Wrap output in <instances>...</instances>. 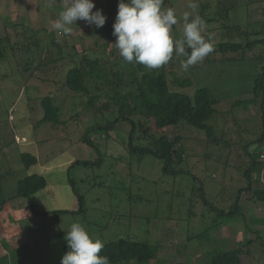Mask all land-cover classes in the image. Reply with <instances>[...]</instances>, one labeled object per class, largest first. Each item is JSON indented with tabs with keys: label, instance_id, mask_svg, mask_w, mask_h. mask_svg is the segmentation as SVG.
Segmentation results:
<instances>
[{
	"label": "rangeland",
	"instance_id": "1",
	"mask_svg": "<svg viewBox=\"0 0 264 264\" xmlns=\"http://www.w3.org/2000/svg\"><path fill=\"white\" fill-rule=\"evenodd\" d=\"M189 2L165 0L164 6L177 14L176 38L182 35L183 13L192 11ZM118 3L95 0L96 10L104 9L105 25L93 29L83 21L84 27L71 34L51 30L42 35L18 25L6 30L0 26L1 206L17 195L19 182L27 177L47 180L46 188L32 197L36 213L22 214L26 224L18 227L13 218L17 212L10 206L0 213V245H7L11 264H57L61 250L48 238L65 237L70 225L79 222L104 244L123 238L158 246L161 264H211L213 253L229 251H237L244 264H264V203L255 197L264 189V171L258 164L250 174V190L246 176L252 164L248 153L257 156L260 151L254 142L262 134L261 106L254 92L264 74V47L227 54L217 49L224 42L246 44L264 38V0H197L194 15L206 21L214 51L187 72L180 67L184 57L159 68L171 91L192 97L196 90L208 88L218 100V113L208 122L215 139L185 122L163 130L170 140L179 138V152L169 167L174 173L164 171L163 159L132 154L130 124L114 123L119 107L111 96L120 87L124 93L138 89L132 63L113 45ZM83 58L100 60L113 81L89 79L87 97L63 88L65 73L72 64L80 67ZM48 97L58 110L45 120ZM252 99L258 102L235 105ZM109 122L114 124L106 126L112 125L107 133L99 126ZM142 129L135 135L136 146H151L160 137ZM23 153L36 156L38 163L26 168ZM77 195L83 212H78ZM59 211L74 213L49 214Z\"/></svg>",
	"mask_w": 264,
	"mask_h": 264
},
{
	"label": "trees",
	"instance_id": "2",
	"mask_svg": "<svg viewBox=\"0 0 264 264\" xmlns=\"http://www.w3.org/2000/svg\"><path fill=\"white\" fill-rule=\"evenodd\" d=\"M236 30H240V28H236ZM250 34L251 33L249 32H242V35L246 37ZM53 43L58 45V42L53 41ZM258 46L264 47V38L255 41H248L246 44L224 42L219 44L217 49L219 52L227 54L230 52L237 53L245 48L254 49ZM60 48L62 47H59V52L63 53V50ZM3 57L4 50L1 41L0 59H3ZM55 61L57 62L59 60ZM132 66L135 74L138 75V89L137 92L130 91L124 93L122 91V87L119 85V90L111 96V98L113 97L114 103L119 107V116L116 118L114 123L124 121L130 124L131 131L129 134L128 145L132 154L136 155L139 159H144L146 156L163 159L165 162L164 171L166 173H174L170 171L169 167L174 156H176L179 152V149H177L179 138L170 140L163 134V130L167 127L177 126L181 122H185L189 126L204 131L210 140L215 139V129L208 122L218 113V109L216 108L218 100L213 97L212 92L208 88H200L196 90L192 97L184 95L180 92L171 91L167 75L163 69L152 70L146 68L142 64L136 63H132ZM70 67L71 68H69V70L65 73L63 88L73 94L86 97L89 96L90 91L87 83L89 79L102 80L108 84L113 83V81L107 79V77L110 76V72L106 71L105 65L102 64L100 60L83 58L80 67L75 64H72ZM111 75L116 79L118 78L116 73H111ZM260 91L261 93H259ZM254 94L256 97H260L261 106L262 134L254 142L258 147L264 143V74L256 80ZM257 100L258 99H252L248 102L238 101L235 105L248 106L250 103H257ZM44 101H49L46 105H44L46 112L45 120H48L49 113L52 110L58 109L53 108L50 103V97L46 98ZM89 101L91 102L92 99ZM135 117L140 118L135 120ZM114 123L109 122L108 124L99 127L101 129H105L108 133L110 129L106 128V126L109 124L113 125ZM145 125L147 129L145 128L143 130L142 128ZM138 129H142V132L145 134L147 133V130L154 131L155 133L160 134V137L158 139L156 138L157 140L153 139L151 146H136L135 135ZM86 143L98 150L93 142L86 140ZM248 155L252 159V164L246 175L249 181L247 189L250 190L252 189L250 174L254 172L256 167L259 165H261L260 171H264V163L258 160L259 152L257 153V156L249 153ZM22 161L24 162L26 168H30L38 163L37 157L28 153L22 154ZM78 163V161L73 163L71 168ZM46 186L47 180L43 176L33 175L27 177L19 182L17 195L15 197L28 199L31 208L34 210L32 197L36 193L45 189ZM77 196L80 203V210L78 212H83L84 209L82 206V200L79 195ZM255 197L259 202L264 203V189L256 191ZM63 213L74 212L59 211L50 212L49 214ZM233 213V211L230 212V214ZM48 242L49 244L57 245L61 250L62 256L69 250L63 235L51 236L48 238ZM158 250V246L152 245L149 242L132 241L130 239L122 238L117 241L104 244L100 255L107 256L110 264H129L131 262H136L138 264H151L152 262H157L158 264H161L162 262L158 259ZM8 258L9 257L7 256L6 258L0 259V263L4 262L6 264H11ZM211 260V264L241 263V258L237 251L215 252L211 255ZM60 262L61 260L57 264H60Z\"/></svg>",
	"mask_w": 264,
	"mask_h": 264
},
{
	"label": "clouds",
	"instance_id": "3",
	"mask_svg": "<svg viewBox=\"0 0 264 264\" xmlns=\"http://www.w3.org/2000/svg\"><path fill=\"white\" fill-rule=\"evenodd\" d=\"M164 5L165 0H119L113 45L125 62L152 70L168 65L175 57H184L180 67L187 72L214 51L211 34L206 35V21L194 15L197 0H190L188 7L192 11L183 13L182 35L176 38L173 35L178 24L176 11ZM94 8L93 0H65L51 27L58 33H70V26L80 20L89 27L101 28L107 17L102 10L93 11ZM65 240L69 250L60 264H110L107 256L100 255L104 243L92 238L83 224L73 222Z\"/></svg>",
	"mask_w": 264,
	"mask_h": 264
},
{
	"label": "crops",
	"instance_id": "4",
	"mask_svg": "<svg viewBox=\"0 0 264 264\" xmlns=\"http://www.w3.org/2000/svg\"><path fill=\"white\" fill-rule=\"evenodd\" d=\"M64 3L65 0H0V26H2V29L6 30L9 27L12 28L13 26L18 25L24 30H33L34 32L41 33L42 35L45 34V32L46 34L53 32L54 29H52L51 24L55 19H57L59 12L63 10ZM93 3L95 4V0H93ZM93 10L96 11V8ZM74 26H70L72 31L77 28L82 29L84 27L83 21L78 20ZM93 29H95V27ZM58 34L63 35V33ZM1 189L0 185V196L2 195ZM9 206L17 212L13 218L18 219V225H20L18 227L26 224L27 218L25 219L22 214H27L28 216L29 211H31V215L36 213L31 208L28 200H24L19 197L16 198L15 196L8 200L7 203L4 201L2 206L0 204V213L3 214L5 208ZM13 239H15V236ZM6 246L7 245H0V255L2 257L0 259L6 258L9 255V251ZM240 258V264H244L245 261L243 260V257L240 256Z\"/></svg>",
	"mask_w": 264,
	"mask_h": 264
},
{
	"label": "built area",
	"instance_id": "5",
	"mask_svg": "<svg viewBox=\"0 0 264 264\" xmlns=\"http://www.w3.org/2000/svg\"><path fill=\"white\" fill-rule=\"evenodd\" d=\"M61 34V33H60ZM260 162L264 163V143L260 146L259 159Z\"/></svg>",
	"mask_w": 264,
	"mask_h": 264
},
{
	"label": "water",
	"instance_id": "6",
	"mask_svg": "<svg viewBox=\"0 0 264 264\" xmlns=\"http://www.w3.org/2000/svg\"><path fill=\"white\" fill-rule=\"evenodd\" d=\"M108 128H112V125L111 126H108ZM235 210H237V206L235 207Z\"/></svg>",
	"mask_w": 264,
	"mask_h": 264
}]
</instances>
